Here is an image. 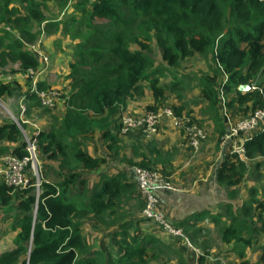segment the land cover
<instances>
[{
    "label": "trees",
    "instance_id": "trees-1",
    "mask_svg": "<svg viewBox=\"0 0 264 264\" xmlns=\"http://www.w3.org/2000/svg\"><path fill=\"white\" fill-rule=\"evenodd\" d=\"M49 1L18 0L19 5L11 6L14 0H0V100L19 91L26 105L43 108L53 119L37 135L40 160L52 173H47L40 192L33 180L26 189L0 180V236L5 220L12 221L11 230L16 233L15 248L0 255V264H150L158 259L157 248L166 249H162L164 242L144 234L138 225L136 218L146 200L136 174L133 179L123 173L109 176L101 170L118 155L124 137L139 130L142 142L149 140L142 128L122 132L127 106L144 95L148 85L155 104L146 109L156 112L166 91H173L179 101L169 106L174 115L202 128L183 102V87L197 77L185 63L211 53L212 74L200 78V87L219 125L227 126L228 132L230 120L240 121L264 110V81L252 85L264 73V0H78L75 8L80 18L76 19L91 34L76 47L77 60L65 77L69 93L47 108L37 93L1 77L11 63L19 65L21 74L43 72L41 59L27 46L47 29L60 25L44 14ZM35 21L45 26L35 31ZM107 24L113 25L108 38L96 41L99 27ZM154 41L161 49L160 63L149 54ZM242 85L250 89L242 91ZM45 87L44 81H38L39 91ZM60 104L62 112L54 115ZM226 133L221 131L220 138ZM96 136L108 155L89 152L96 147ZM0 143L18 144L14 150L0 146V155H27L22 130L10 120L0 125ZM245 148L249 159L264 156V129L248 138ZM128 162L129 167L163 173L144 163ZM246 171V163L233 154L221 168L219 181L235 187ZM91 178L96 182L91 184ZM131 201L135 206L129 208ZM103 228L106 236L93 248L86 234ZM223 240L231 243L244 238L228 227L223 230ZM165 254L178 255L172 248ZM205 257H199L201 264ZM179 264L186 263L179 260ZM240 264H264V254L260 262L244 260Z\"/></svg>",
    "mask_w": 264,
    "mask_h": 264
},
{
    "label": "crops",
    "instance_id": "crops-1",
    "mask_svg": "<svg viewBox=\"0 0 264 264\" xmlns=\"http://www.w3.org/2000/svg\"><path fill=\"white\" fill-rule=\"evenodd\" d=\"M1 78L6 82L14 81L12 78L4 79L3 75ZM23 79L28 81L26 74H20L13 84H16V80L20 84L19 81ZM6 99L9 98L0 101ZM62 110L63 106L60 104L52 113L59 115ZM3 122L4 120H0V125ZM263 129L264 127L259 131ZM216 131L218 143L204 145L196 158H193L190 148L183 141L182 134L176 131L166 117L161 120L158 135L145 142H142L139 130L124 137L123 142L129 143L126 152L129 161L157 168L177 187L175 190L156 191L160 200L158 209L166 214L177 229L185 233L199 252L188 248L184 241L166 236L160 228H155L157 225L142 219V215L136 218L144 234L156 237L164 242L166 250L172 248L178 254L170 255L174 264H179V260L186 264H201L199 257L204 254L206 257L202 264H240L244 260L257 263L264 254V187L258 179L264 174L260 171L262 164L255 159H249L246 161L247 171L241 184L228 187L220 183L219 172L233 156V146L230 140L224 139L225 135L220 138L219 133H226L227 126H217ZM240 139L245 140L243 136ZM0 146H9L14 150L18 144L0 143ZM93 149L96 150L95 147H90L89 152L95 156L109 154L105 148L102 151L96 150L97 153ZM4 156L0 155L1 162ZM128 165L129 162L123 164L113 159L110 164L103 165L101 170L109 176L123 173L135 179V173ZM47 173L52 176L50 171ZM93 182L96 181L91 178L90 183ZM133 206L135 202L131 201L128 207ZM228 227L237 229V234L244 240L225 242L223 230ZM104 230L105 228L96 229L86 234L87 241L93 248L100 246L104 240ZM129 233L133 234V229ZM96 237L99 240L94 241ZM148 250L150 252L152 247L149 246ZM156 250L159 255V248Z\"/></svg>",
    "mask_w": 264,
    "mask_h": 264
},
{
    "label": "rangeland",
    "instance_id": "rangeland-1",
    "mask_svg": "<svg viewBox=\"0 0 264 264\" xmlns=\"http://www.w3.org/2000/svg\"><path fill=\"white\" fill-rule=\"evenodd\" d=\"M77 1L78 0H67V1L51 0L49 1L50 4L47 6V8L43 9L44 14L48 20H51L53 22H58L60 25L56 28L53 27L51 29H47L45 31V34H43L44 37L42 40L41 49L44 52V54L47 56L49 65L45 73H42L39 76L38 81L40 82V80H42L45 82L46 85L45 89L40 91V93H48L54 97H60L61 95H65L69 93L70 85L69 82L65 80V77L70 73V64L74 63L77 60L76 47L78 44L85 42L91 34V31L87 29L84 25H81L80 20L76 19V18H80V14L75 8ZM16 4L19 5L18 0H14V3H12L11 6H15ZM21 6L23 7L22 4ZM73 19H75V21H73ZM34 24H36L35 31L37 29L38 31H40V29H42L45 26V23H42L40 24L41 26H39L38 21L37 22L35 21ZM112 27H113L112 24L100 26L99 33L94 36V38H96V41L102 38H108V30L111 29ZM10 29L11 32H13L12 28ZM10 29L8 28L9 31ZM3 30L5 31L6 29L3 28ZM149 52H150L149 54L151 55L150 57L154 59L156 63H160V61L162 60L161 49L156 45L155 41L152 44V48L151 50H149ZM211 58H212L211 53L207 55H197L196 57L191 58L188 62L185 63V65L188 68L192 69L193 74L196 75L197 77L190 80V82H188L187 85L183 87V94H184L183 102H185L184 104L187 108V113H190L193 117H196V119L199 120L198 121L199 123L197 124L201 125V127L206 132V139L200 144L198 149H194L186 145L190 148V151L193 154V158H196L199 155L204 145L206 146L211 143L212 144H215L216 142L218 143L216 137L217 136L216 129L217 126L220 125L218 123V119L215 120L214 118L215 114L211 109L212 107L211 104L203 99L202 89L200 87V78L201 77L205 78L208 76V74H212ZM18 68L19 65H14L11 63L4 69V74H3L4 78L5 79L12 78V80H14V81H10L9 83H15V79L18 78V76L21 74L20 72H18ZM12 70H15L16 72L14 73L12 72ZM263 81H264V73L260 74L255 80H253L252 85L257 86ZM19 83L23 84L26 90H31V83L29 81L23 79V81H19ZM26 84H28L27 87ZM16 85H19L17 83V80H16ZM20 94L21 93L19 91H16L14 96L12 97L7 96L9 98L8 100L6 99L4 101H0V120H5V121L9 120L7 116H10V114L6 110V108H8V110L14 115H16L15 113H18ZM222 96L223 94L221 93V97ZM176 98H177V93L173 91H166L165 101L163 102L161 108H165L173 104L178 105L179 101L176 100ZM150 104H155V101L152 96L151 89L148 87V85H146V87L144 88V95H139L136 101L130 102V104H128L126 111L127 115L125 116L141 118L147 113H149L147 112L146 106L147 105L149 106ZM27 107L29 110L28 111L29 114L27 117L33 124H36L39 128H43L45 127V125L47 126L52 125L53 123L52 117L49 116L50 114H47L43 108L36 107V105L34 107L31 103L27 104ZM161 108H159V110H157L156 112L160 111ZM27 129L32 130L31 126H28ZM181 136L183 141L186 144H188L187 137L185 135H181ZM93 142L96 144L95 147L96 150L102 151L104 149L103 141L99 136H96L93 139ZM127 143L126 142L120 143V150L118 152V155H114L112 157L114 161H118L119 163L122 162L123 164L128 163V159L130 158L126 153L128 152V148H129ZM96 150L93 149V151L97 153ZM255 160L260 161V163L262 164L260 171L264 172V156L257 157L255 158ZM40 164H41L40 170L41 172H43L42 175L44 176V178H46L47 171L41 160H40ZM2 166L3 164L0 160V168ZM134 168H136V166L133 167L132 169L133 171ZM160 174L163 176V178L166 179L167 182H169V184H171L173 187H176L173 181L170 180L169 177L164 175V173H160ZM255 174L258 175L257 171H255ZM30 175H32V173H30ZM1 178L2 177H0V180H2ZM258 179H259V183H261V185H263L264 187V174L262 175V177H259ZM142 212L140 213V215H142ZM10 222L8 220H5L3 222V228H2L3 234L0 236V255L5 251L12 250L15 248L14 238L16 236V233L11 230L12 221ZM159 227L160 226L157 225V227L155 228H159ZM161 230L165 232L163 229ZM166 236H168L167 233ZM97 240H99V237H96V239H94V241ZM184 242L186 243L188 248L195 249L197 250V252H199V250L192 245V242L187 236L185 237ZM165 253L166 250L160 251L159 255H157L158 259H156L154 262H151L150 264H174L171 262L173 258Z\"/></svg>",
    "mask_w": 264,
    "mask_h": 264
},
{
    "label": "built area",
    "instance_id": "built-area-1",
    "mask_svg": "<svg viewBox=\"0 0 264 264\" xmlns=\"http://www.w3.org/2000/svg\"><path fill=\"white\" fill-rule=\"evenodd\" d=\"M40 38L36 43L28 45V47L33 53L39 56L43 63V72H45L49 64L47 56L41 49L43 35ZM43 72L36 73L32 70L26 74L31 83L30 91L37 93L41 97L44 106L53 108L55 100L59 97H54L48 93H40L38 89L39 76ZM6 110L10 114V116H7L8 119L16 123L22 130L27 155L23 158L10 154L4 156L2 158L3 166L0 168V177H2V181L9 186L20 189H26L31 185V181L33 180V185L36 186L38 192H40V187L45 179L42 175L43 172L40 170L39 142L37 139L40 128L27 118L28 108L25 97L20 99L19 111L15 113L16 115L12 114L8 108H6ZM163 117L169 119L178 132H184L189 147L198 149L200 144L206 139V132L203 128L191 124L190 120L186 117H176L172 108L169 106L161 108L158 112H149L141 118L125 116L122 120L121 130L125 134L132 129L142 128L146 137L150 138L157 134ZM229 124V130L224 136V139L232 142L233 154L237 155L240 161L246 163V161L249 160L246 155V140L264 127V110H259L253 116L240 121L234 122L230 120ZM28 126H31L32 130H28ZM242 136H244L245 140L240 139ZM134 171L139 184L140 193L146 200V206L143 209L142 216L146 220L159 225L167 234L185 238L186 236L183 231L177 229L166 214L158 209L160 200L156 191L159 189L175 190L176 188L169 184V182H167L156 170H146L136 167ZM30 173H32V175H30Z\"/></svg>",
    "mask_w": 264,
    "mask_h": 264
},
{
    "label": "water",
    "instance_id": "water-1",
    "mask_svg": "<svg viewBox=\"0 0 264 264\" xmlns=\"http://www.w3.org/2000/svg\"><path fill=\"white\" fill-rule=\"evenodd\" d=\"M249 89H250V87L247 86V85H242V86L240 87V90H242V91H247V90H249Z\"/></svg>",
    "mask_w": 264,
    "mask_h": 264
}]
</instances>
